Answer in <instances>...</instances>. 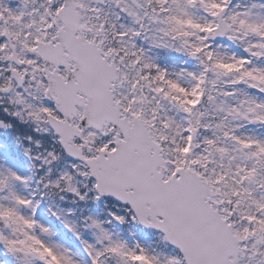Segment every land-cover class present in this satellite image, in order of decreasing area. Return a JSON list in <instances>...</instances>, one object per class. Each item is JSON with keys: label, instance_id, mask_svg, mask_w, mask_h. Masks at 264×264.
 <instances>
[{"label": "snow or ice", "instance_id": "6c2138e0", "mask_svg": "<svg viewBox=\"0 0 264 264\" xmlns=\"http://www.w3.org/2000/svg\"><path fill=\"white\" fill-rule=\"evenodd\" d=\"M0 264H264V0H0Z\"/></svg>", "mask_w": 264, "mask_h": 264}]
</instances>
